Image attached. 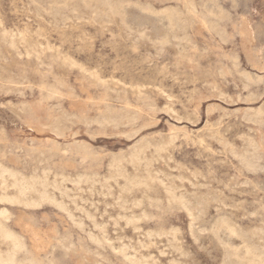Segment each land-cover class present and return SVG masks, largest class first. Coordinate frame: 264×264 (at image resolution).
Segmentation results:
<instances>
[{"label": "rangeland", "instance_id": "1", "mask_svg": "<svg viewBox=\"0 0 264 264\" xmlns=\"http://www.w3.org/2000/svg\"><path fill=\"white\" fill-rule=\"evenodd\" d=\"M0 170L13 264H264V0H0Z\"/></svg>", "mask_w": 264, "mask_h": 264}, {"label": "bare ground", "instance_id": "2", "mask_svg": "<svg viewBox=\"0 0 264 264\" xmlns=\"http://www.w3.org/2000/svg\"><path fill=\"white\" fill-rule=\"evenodd\" d=\"M32 1V0H31ZM100 1V0H99ZM105 1V0H104ZM55 2H56V0H55ZM62 2V1H61ZM68 2H70V1H68ZM103 2V1H102ZM101 2V3H102ZM109 2V1H108ZM108 2H107V4H108ZM35 3V2H34ZM83 3V2H82ZM100 3V4H101ZM113 3V2H112ZM232 3V2H231ZM36 4V3H35ZM38 4V3H37ZM53 4V3H52ZM58 4V3H57ZM106 4V3H105ZM110 4V3H109ZM108 4V5H109ZM124 4V3H123ZM48 5V4H47ZM49 5H51V4H49ZM60 5V4H59ZM63 5V4H62ZM85 5V4H84ZM134 5V4H133ZM209 5V4H208ZM57 6V5H56ZM136 6V5H135ZM47 7V6H46ZM83 7V6H82ZM109 7V9H110V7H111V5L110 6H108ZM116 7V6H115ZM53 8V7H52ZM112 8V7H111ZM209 8V7H208ZM113 9H114V7H113ZM117 9V8H116ZM163 9V8H162ZM194 9V8H193ZM201 9V8H200ZM50 10V9H49ZM97 10V9H96ZM145 10V9H144ZM173 10V9H172ZM211 10V9H210ZM215 10V9H214ZM44 11V10H43ZM114 11V10H113ZM116 11V10H115ZM162 11V10H161ZM160 11V12H161ZM186 11V10H185ZM191 11V10H190ZM195 11V10H194ZM221 11H222V9H221ZM36 12V11H35ZM143 12V11H142ZM216 12V11H215ZM227 12V11H226ZM159 13V12H158ZM157 13V14H158ZM49 14V13H48ZM82 14V13H81ZM147 14V13H146ZM170 14H172V12L170 13ZM213 14V13H212ZM222 14V13H221ZM59 15V14H58ZM63 15V14H62ZM156 15V14H155ZM36 16V15H35ZM49 16V15H48ZM205 16V15H204ZM227 16V15H226ZM39 17V16H38ZM61 17V16H60ZM101 17V16H100ZM180 17V16H179ZM221 17V16H220ZM68 18V17H67ZM82 18V17H81ZM65 19V18H64ZM122 19V18H121ZM214 19V18H213ZM43 20V19H42ZM81 20H83V19H81ZM178 20V19H177ZM185 20V19H184ZM208 20V19H207ZM206 20V21H207ZM49 21V20H48ZM65 21V20H64ZM223 21V20H222ZM212 22V21H211ZM57 23V22H56ZM171 23V22H170ZM206 23V22H205ZM96 24V23H95ZM105 24V23H104ZM108 24V23H107ZM37 26V25H36ZM212 26V25H211ZM60 27V26H59ZM4 32H5V30H4ZM142 32V31H141ZM218 32V31H217ZM212 33V32H211ZM214 33H216L215 31H214ZM4 35V34H3ZM6 35H8L7 33H6ZM11 35V42H13V38L14 37H16V35H14V34H10ZM138 35V34H137ZM234 35V34H233ZM143 36V35H142ZM3 37V36H2ZM147 37V36H146ZM215 37V36H214ZM19 38L20 39H23L24 38V36L22 35V34H20L19 33ZM31 38V37H30ZM186 38V37H185ZM221 39V38H220ZM36 40V39H35ZM134 41V40H133ZM158 41V40H157ZM183 41V40H182ZM46 42V41H45ZM166 42V41H165ZM219 42V41H218ZM223 42V41H222ZM14 43V42H13ZM187 43V42H186ZM37 44V43H36ZM164 44V43H163ZM167 44V43H166ZM42 46V45H41ZM41 46H40V48H41ZM14 47V46H13ZM34 47V46H33ZM17 48V47H16ZM27 48H28V46H27ZM26 48V49H27ZM48 48V47H47ZM53 48V47H52ZM62 48V47H61ZM30 49V48H29ZM17 50V49H16ZM24 50V49H23ZM32 50V49H31ZM27 51V50H26ZM40 51V50H39ZM50 51H52V50H50ZM177 51V50H176ZM235 52V51H234ZM25 53V52H24ZM33 53V52H32ZM57 53V52H56ZM236 53V52H235ZM23 56H25V55H23ZM20 57V56H19ZM27 57V56H26ZM35 57V56H34ZM238 57V56H237ZM256 57V56H255ZM65 58H66V56H65ZM236 58V57H235ZM37 60V59H36ZM40 60V59H39ZM38 60V61H39ZM69 60V59H68ZM63 61V60H62ZM66 62V61H65ZM67 62H69V61H67ZM232 62V61H231ZM61 64V63H60ZM66 64V63H65ZM70 64V63H69ZM78 64V63H77ZM237 64V63H236ZM247 64V63H246ZM74 65V64H73ZM72 65V66H73ZM46 66V65H45ZM80 66V65H79ZM232 68V67H231ZM79 69H81V68H79ZM83 69V68H82ZM221 69V68H220ZM218 70V69H217ZM83 71V70H82ZM89 72V71H88ZM96 74V73H95ZM245 74V73H244ZM48 75V74H47ZM97 75V74H96ZM95 75V76H96ZM45 76H46V74H45ZM55 76V75H54ZM93 76V75H92ZM230 76V75H229ZM260 76V75H259ZM243 77V76H242ZM244 78V77H243ZM24 79V78H23ZM96 79V78H95ZM102 79V78H101ZM115 79V78H114ZM222 79V78H221ZM111 80V79H110ZM237 80V79H236ZM261 80V79H260ZM53 81V80H52ZM104 81V80H103ZM113 81V80H112ZM230 81H231V79H230ZM119 82V81H118ZM232 82V81H231ZM106 83V82H105ZM249 83V82H248ZM15 84V83H14ZM44 84V83H43ZM42 84V85H43ZM257 84V83H256ZM16 85H17V83H16ZM100 85H102V84H100ZM47 86V85H46ZM160 86V85H159ZM244 86H247V85H244ZM7 87V86H6ZM49 87V86H48ZM55 87V86H54ZM59 87V86H58ZM129 87V86H128ZM154 88H157V87H154ZM246 88V87H245ZM213 89V88H212ZM4 91V90H3ZM211 91V90H210ZM213 91H214V89H213ZM256 91V90H255ZM30 92V91H29ZM45 92V91H44ZM247 92V91H246ZM261 92V91H260ZM47 93V92H46ZM50 93V92H49ZM160 93V92H159ZM19 94V93H18ZM45 94V93H44ZM52 95V94H51ZM139 95H140V93H139ZM143 95V94H142ZM162 95V94H161ZM17 96H19V95H17ZM138 96V95H137ZM237 96V95H236ZM244 96V95H243ZM220 97V96H219ZM252 97V96H251ZM259 97V96H258ZM168 98V97H167ZM240 98V97H239ZM115 99H117V98H115ZM166 99V98H165ZM170 99V98H169ZM250 100V99H249ZM243 101V100H242ZM141 104V103H140ZM104 106V105H103ZM53 107V106H52ZM166 107V106H165ZM166 109V108H165ZM205 110V109H204ZM115 111V110H114ZM250 111V110H249ZM252 111V110H251ZM261 111V110H260ZM171 112V111H170ZM244 112V111H243ZM173 113V112H172ZM233 113V112H232ZM219 117V116H218ZM250 117V116H249ZM244 118V117H243ZM176 119V118H175ZM224 119V118H223ZM255 119V118H254ZM175 121V120H174ZM219 122V121H218ZM110 123V122H109ZM253 123V122H252ZM261 125V124H260ZM136 132V131H135ZM251 132V131H250ZM196 133V132H195ZM170 137V136H169ZM173 138H174V136H173ZM240 138V137H239ZM249 139H251V138H249ZM248 139V140H249ZM55 141V140H54ZM140 141V140H139ZM171 141V140H170ZM226 143V142H225ZM255 143V142H254ZM247 145V144H246ZM226 146V145H225ZM224 148V147H223ZM229 148V147H228ZM55 150V149H54ZM249 150V149H248ZM233 152V151H232ZM116 153V152H115ZM138 154V153H137ZM153 154V153H152ZM250 154H251V152H250ZM139 155V154H138ZM237 155V154H236ZM235 155V156H236ZM242 155V154H241ZM258 155V154H257ZM169 156V155H168ZM240 156V155H239ZM137 157V156H136ZM252 157V156H251ZM253 157H254V155H253ZM242 158H243V156H242ZM246 158V157H245ZM238 160H239V158H238ZM258 161V160H257ZM252 162H253V160H252ZM128 163V162H127ZM239 163V162H238ZM242 163V162H241ZM117 164V163H116ZM248 164V163H247ZM252 164V163H251ZM253 164H255V163H253ZM118 165V164H117ZM246 166H248V165H246ZM253 166V165H252ZM263 168V167H262ZM5 169V168H4ZM256 169V168H255ZM1 171V170H0ZM46 171V170H45ZM254 171V170H253ZM259 171V170H258ZM153 173V172H152ZM13 174H14V172H13ZM13 174L12 173H10V171L9 172H7V173H4V171L2 172V176H0V177H2V182L4 183V185H10L11 187H13V189H14V196L11 198V200H24V199H28L27 198V196L32 192V191H34L36 188L35 187H33L34 186V183H33V185L32 184H27V183H20V182H17L16 181V178H15V174H14V176H13ZM122 174V173H121ZM124 174H126V173H124ZM8 177H14L13 178V180H12V182H10V183H8V180H7V178ZM60 177V176H59ZM62 178V177H61ZM11 179V178H10ZM20 181H22V180H20ZM25 181V180H24ZM139 181V180H138ZM129 182V181H128ZM45 183V182H44ZM69 184V183H68ZM135 184H136V182H135ZM139 185V184H138ZM4 187V186H3ZM133 188H134V186H133ZM123 190V189H122ZM41 191H42V189H41ZM41 193V192H40ZM43 194V193H42ZM169 194V193H168ZM47 195V194H46ZM40 198L41 197H44V195H40L39 196ZM47 197V196H46ZM103 197V196H102ZM10 198V197H9ZM33 199V198H32ZM117 200V199H116ZM179 200V199H178ZM5 203V202H4ZM19 203V202H18ZM2 204V203H1ZM34 206V205H33ZM60 208V207H59ZM6 216H5V214H4V212H0V237H2V238H4V239H7V240H9L10 242V244H11V250L1 259L2 261H3V263L4 264H13V262H14V252H16L17 250H18V248H20L21 247V244H20V241H19V239H17L15 236H14V234L12 233V232H10V231H8L7 230V228L4 226V224H3V222H2V218H5ZM7 218V217H6ZM5 221H6V219H4ZM192 222V221H191ZM124 224H126L127 225V223H124ZM224 229H226L227 230V232L229 233V234H234V229L232 228V227H230L228 224L227 225H225L224 224ZM157 236V235H156ZM131 251V250H130ZM246 252L247 253H251L252 251H251V249H249V247H247V249H246Z\"/></svg>", "mask_w": 264, "mask_h": 264}]
</instances>
